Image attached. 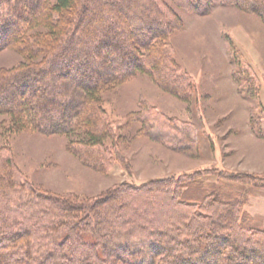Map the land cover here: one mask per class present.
Returning <instances> with one entry per match:
<instances>
[{"label":"trees","instance_id":"1","mask_svg":"<svg viewBox=\"0 0 264 264\" xmlns=\"http://www.w3.org/2000/svg\"><path fill=\"white\" fill-rule=\"evenodd\" d=\"M211 1L0 0V51L21 57L0 67L3 132L62 135L68 151L100 174L124 165L123 136L107 119L103 94L139 73L187 98L192 85L169 54V38L182 26L175 9L203 15ZM221 1L264 24V0ZM107 68L111 74L101 77ZM234 79L252 98L254 80L243 71ZM137 117L146 129L157 122L152 110ZM220 183L264 185L246 174L206 170L122 182L79 201L36 190L0 146V264H117L111 244L131 230L143 234L148 258H157L151 264H264V230L248 225L238 193ZM161 209L166 216L158 221Z\"/></svg>","mask_w":264,"mask_h":264},{"label":"rangeland","instance_id":"2","mask_svg":"<svg viewBox=\"0 0 264 264\" xmlns=\"http://www.w3.org/2000/svg\"><path fill=\"white\" fill-rule=\"evenodd\" d=\"M175 12L182 26L169 38V54L182 78L191 83L190 95L167 93L139 73L105 92L103 108L116 136H123L119 151L125 161L115 163L106 174L76 159L62 135H6L8 121L0 116V146L7 148L24 181L41 193L79 201L102 197L122 182L139 185L206 170L242 173L264 184V24L221 0H212L203 15ZM20 60L12 49L0 51V67L11 68ZM108 68L101 77L111 74ZM239 71L254 80L250 99L234 79ZM75 108L73 104L65 111L66 118ZM146 110L157 119L151 129L137 119ZM225 186L238 193L248 225L264 230V185ZM163 212L156 213L158 221L165 218ZM143 238L138 230L116 237L111 245L113 251L117 249V264L156 263L157 258H148ZM125 246L134 252H125L121 248Z\"/></svg>","mask_w":264,"mask_h":264}]
</instances>
